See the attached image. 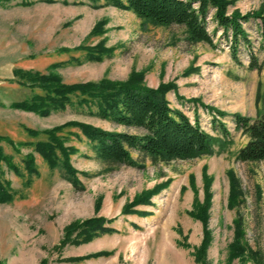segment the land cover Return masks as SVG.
<instances>
[{
	"label": "rangeland",
	"instance_id": "rangeland-1",
	"mask_svg": "<svg viewBox=\"0 0 264 264\" xmlns=\"http://www.w3.org/2000/svg\"><path fill=\"white\" fill-rule=\"evenodd\" d=\"M223 1L226 14L264 16V0ZM258 23H243L254 52ZM207 30L211 45L104 0H0V65L12 69L0 75V148L11 162L0 161L11 195L0 200V264H264V160L236 158L247 136L233 119L264 109V68H248L244 45L233 60L211 13ZM102 81L170 86L169 106L215 139L213 153L97 159L82 126L137 131L97 116L78 91L49 97L56 84ZM35 97L49 100L44 112L22 106ZM99 219L111 231L95 228Z\"/></svg>",
	"mask_w": 264,
	"mask_h": 264
},
{
	"label": "trees",
	"instance_id": "trees-1",
	"mask_svg": "<svg viewBox=\"0 0 264 264\" xmlns=\"http://www.w3.org/2000/svg\"><path fill=\"white\" fill-rule=\"evenodd\" d=\"M105 3L120 8L129 9L137 17L154 24L170 26L177 25L185 28L187 38L193 43L203 42L212 44V35L207 30V15L216 26L222 29V38L229 43L230 55L238 62L240 45L247 48L248 68L257 71L264 68V16L259 13L226 14V3L223 0H104ZM212 11V12H211ZM250 19H259L258 51L254 52L243 23ZM215 31V30H214ZM35 79L46 82L47 76L36 75ZM170 86L152 89L141 86L133 81L124 84L109 82L89 83L85 85H57L52 89V98H63L69 91H78L88 95L97 103L96 115L116 125L133 129L137 132H113L95 127H84L92 143L95 157L111 164L131 165L133 160L130 152L161 160L189 159L200 155L213 153L214 138L191 120L180 110L171 108L164 94ZM49 95V94H48ZM84 100V98L82 99ZM49 101V100H48ZM44 98H31L23 102L25 109L44 112L48 104ZM15 104L14 106H16ZM221 112H217V115ZM235 128L247 136V141L236 153L241 162L264 160V109L254 118L233 115ZM226 137L224 126L219 130ZM49 133V132H48ZM52 137L51 133L48 134ZM4 138L0 137V140ZM5 140V139H4ZM37 149L44 153L47 161L53 164L49 157L48 143H37ZM31 163L32 157L27 156ZM0 161L10 165L9 157L0 148ZM11 166V165H10ZM28 168L31 164L27 163ZM11 197L6 188L0 184V200ZM102 219L96 221L100 230L111 231L101 226Z\"/></svg>",
	"mask_w": 264,
	"mask_h": 264
},
{
	"label": "crops",
	"instance_id": "crops-1",
	"mask_svg": "<svg viewBox=\"0 0 264 264\" xmlns=\"http://www.w3.org/2000/svg\"><path fill=\"white\" fill-rule=\"evenodd\" d=\"M11 64L10 63H5V64H1L0 65V75H2L3 73L8 74L9 71L12 73V69H11Z\"/></svg>",
	"mask_w": 264,
	"mask_h": 264
}]
</instances>
